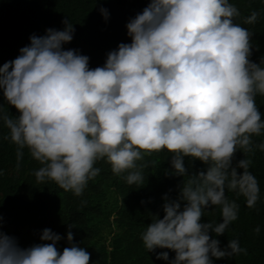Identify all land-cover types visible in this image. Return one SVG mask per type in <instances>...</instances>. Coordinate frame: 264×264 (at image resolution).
I'll return each instance as SVG.
<instances>
[{
	"label": "clouds",
	"instance_id": "obj_1",
	"mask_svg": "<svg viewBox=\"0 0 264 264\" xmlns=\"http://www.w3.org/2000/svg\"><path fill=\"white\" fill-rule=\"evenodd\" d=\"M98 11L107 20V10ZM239 15L229 0H150L125 25L130 43H119L95 68L78 49L63 47L74 33L67 19L62 30L30 35L0 65V96L16 110L15 118L0 110L4 139L16 146L18 162L27 149L41 165L38 183L52 181L75 196L100 173L97 161L139 187L145 176L137 162L166 150L171 174L187 179L177 199L163 197L162 218L153 215L141 233L145 250L173 252L171 260L168 251L156 254L167 264H214L245 252L235 239L221 247L215 238L239 211L225 189L243 196L248 208L260 191L251 160L235 159L237 152L251 153L252 137L264 130L255 102L264 96V59L251 60L252 33L233 22ZM257 17L252 11L243 22ZM255 147L264 151V143ZM185 157L205 170L187 174ZM212 206H219L220 222H201ZM60 239L45 228L41 243L20 247L0 231V264H89L70 230L62 251Z\"/></svg>",
	"mask_w": 264,
	"mask_h": 264
},
{
	"label": "trees",
	"instance_id": "obj_2",
	"mask_svg": "<svg viewBox=\"0 0 264 264\" xmlns=\"http://www.w3.org/2000/svg\"><path fill=\"white\" fill-rule=\"evenodd\" d=\"M150 0H0V65L13 60L18 50L29 43L32 34L43 35L45 29L62 30L67 19L74 28L73 39L63 47L78 49L89 57V67L102 66L106 53L121 42L130 43L125 25L130 18L141 12ZM239 11L234 23L247 28L254 47L251 60L264 59V0H229ZM108 12L103 19L98 9ZM252 11L258 13L254 24H245L244 18ZM264 66V65H262ZM255 102L264 119V96L257 95ZM0 110L15 118L16 110L0 96ZM8 130L0 121V231L14 236L20 247H28L39 240L40 232L48 228L61 236L56 247L62 251L70 246L67 231L73 234L72 243L90 254L89 264H167L156 259V254L168 251L169 260L174 253L167 249L147 252L141 233L152 216L162 218L163 197L178 198L183 180L171 174V154L166 150L146 155L142 166L145 182L139 187L128 185L125 174L111 172L104 159L95 167L100 173L87 184L82 195L65 192L54 182L43 184L35 179L34 172L41 166L33 160L27 149L19 162L16 146L4 139ZM253 151L237 152L235 159L251 160L249 172L257 179L259 198L255 207L248 208L243 196L225 189V196L239 205L237 219L215 237L223 247L235 239L245 250L240 254L214 260V264H264V151L255 145L264 143V130L252 137ZM19 163V167H17ZM235 163V161H234ZM187 174L205 170L199 160L184 158ZM240 171L239 169L237 170ZM221 219L219 206L203 210L201 222L218 223ZM72 225L69 229L68 225ZM259 226V233L253 230Z\"/></svg>",
	"mask_w": 264,
	"mask_h": 264
}]
</instances>
